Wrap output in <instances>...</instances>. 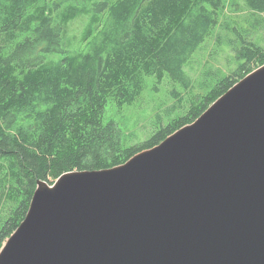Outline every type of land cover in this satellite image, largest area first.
Listing matches in <instances>:
<instances>
[{"label": "trees", "instance_id": "trees-1", "mask_svg": "<svg viewBox=\"0 0 264 264\" xmlns=\"http://www.w3.org/2000/svg\"><path fill=\"white\" fill-rule=\"evenodd\" d=\"M228 1L0 0V209L17 204L0 226V249L25 220L38 181L125 164L264 65V47L244 40L234 49L243 63L217 70L214 88L139 146H124L119 127L104 124L109 102L132 104L149 77L193 88L186 68L214 32L247 31L229 26ZM235 1L264 13V0Z\"/></svg>", "mask_w": 264, "mask_h": 264}, {"label": "water", "instance_id": "water-1", "mask_svg": "<svg viewBox=\"0 0 264 264\" xmlns=\"http://www.w3.org/2000/svg\"><path fill=\"white\" fill-rule=\"evenodd\" d=\"M48 185L0 264H264V67L125 164Z\"/></svg>", "mask_w": 264, "mask_h": 264}, {"label": "rangeland", "instance_id": "rangeland-1", "mask_svg": "<svg viewBox=\"0 0 264 264\" xmlns=\"http://www.w3.org/2000/svg\"><path fill=\"white\" fill-rule=\"evenodd\" d=\"M228 2L225 18L228 19L229 26L242 27L247 31L240 30V34H237L234 31L225 32L219 29L214 32L213 37L204 44L202 50L195 54L192 65L186 68L192 79L193 88L186 90L181 83H174L169 76L161 82L157 78L149 77L146 79L145 90L132 104L120 108L116 101L109 102L103 116L104 124L114 122L119 127L124 146H139L151 139L160 128L185 116L193 104L197 103L199 96H205L216 86L221 78L217 70H221L223 74L229 69L236 70L239 64L243 63L244 60L238 59L234 49L241 48L244 40L253 41L264 47V13L252 12L243 3L237 5L235 0ZM220 36L222 39H219V42L224 41L225 45L219 44L218 37ZM261 67L263 68L264 65ZM261 67L250 74L255 73ZM209 70L212 72H207ZM48 186L54 188V185ZM16 205V202L4 203L0 209V226L4 224ZM16 231L5 240L0 253Z\"/></svg>", "mask_w": 264, "mask_h": 264}, {"label": "bare ground", "instance_id": "bare-ground-1", "mask_svg": "<svg viewBox=\"0 0 264 264\" xmlns=\"http://www.w3.org/2000/svg\"><path fill=\"white\" fill-rule=\"evenodd\" d=\"M210 8V7H209Z\"/></svg>", "mask_w": 264, "mask_h": 264}]
</instances>
